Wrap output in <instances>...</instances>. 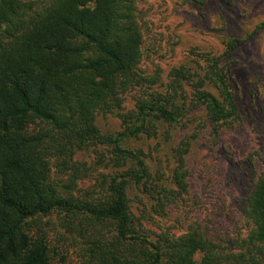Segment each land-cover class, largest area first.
I'll return each instance as SVG.
<instances>
[{
    "label": "trees",
    "instance_id": "trees-1",
    "mask_svg": "<svg viewBox=\"0 0 264 264\" xmlns=\"http://www.w3.org/2000/svg\"><path fill=\"white\" fill-rule=\"evenodd\" d=\"M143 1L0 0V264H51L45 226L52 218L80 241L84 264H264V174L252 170L243 216L228 234H209L185 212L173 222L179 230L186 223L182 233L147 228L187 193L188 144L173 151L168 178L159 158L152 173L131 144L158 137L168 143L200 108L213 136L239 116L213 59L202 76L218 97L201 82L188 96L183 82L190 77L180 67L167 74L165 92L122 109L129 87L157 84L139 76ZM108 114L121 123L116 134L95 127L96 116ZM88 150L107 171L94 178L95 197L78 189L91 169L75 156ZM130 191L141 199L138 217L130 211Z\"/></svg>",
    "mask_w": 264,
    "mask_h": 264
},
{
    "label": "rangeland",
    "instance_id": "rangeland-1",
    "mask_svg": "<svg viewBox=\"0 0 264 264\" xmlns=\"http://www.w3.org/2000/svg\"><path fill=\"white\" fill-rule=\"evenodd\" d=\"M140 10L145 13L146 24L139 76L154 78L157 84L150 87L141 80L140 85L129 87L121 95L122 109L130 112L135 100L152 92H165L167 74L180 67L190 77V81L183 82L188 96L201 82L203 90L218 97L216 89L202 76L207 61L213 59L231 86L239 116L234 127L213 136L200 108L188 113L168 143L158 137L131 144L132 149L143 151L152 173L159 158L166 178L172 168L173 160L169 164V159L173 151L180 145L186 150L183 142L188 144L184 155L187 193L176 208H165L166 219H153L147 228L151 226L157 234L160 230H169L171 235L182 233L186 223L179 230L173 222L181 220V212H185L184 216L198 222L209 234H228L243 216L251 190V170L264 174V0H145ZM230 43L233 48L226 54ZM95 125L103 134L121 130L113 114L96 116ZM75 159L91 169V178L80 182L78 189L92 197L99 195L94 178L106 169L96 165L92 150L78 152ZM133 194L129 192L130 211L138 217L143 208L138 203L140 196ZM47 220L51 264H84L80 241L64 233L55 218Z\"/></svg>",
    "mask_w": 264,
    "mask_h": 264
}]
</instances>
